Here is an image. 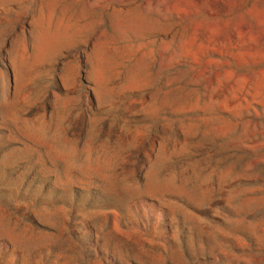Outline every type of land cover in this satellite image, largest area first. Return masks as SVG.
<instances>
[{
  "label": "rangeland",
  "instance_id": "obj_1",
  "mask_svg": "<svg viewBox=\"0 0 264 264\" xmlns=\"http://www.w3.org/2000/svg\"><path fill=\"white\" fill-rule=\"evenodd\" d=\"M0 264H264V0H0Z\"/></svg>",
  "mask_w": 264,
  "mask_h": 264
}]
</instances>
